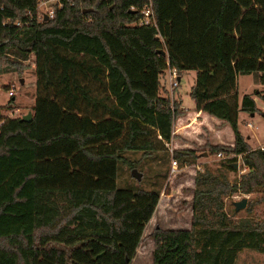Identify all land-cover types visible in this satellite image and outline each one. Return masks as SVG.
I'll return each mask as SVG.
<instances>
[{"label": "trees", "instance_id": "trees-1", "mask_svg": "<svg viewBox=\"0 0 264 264\" xmlns=\"http://www.w3.org/2000/svg\"><path fill=\"white\" fill-rule=\"evenodd\" d=\"M51 7L43 19L29 4L0 0V73L30 66L35 75L30 118L0 114V264H129L160 186L138 179L118 186L116 167L164 159L159 152L184 113L160 81L167 69L177 77L194 70L187 90L194 108L232 133L230 144L208 151L231 155L221 160L231 170L239 154L246 169L231 180L196 175L189 227H153L151 264H233L242 248L262 251L264 214L232 218L222 197L264 193V144L251 147L237 127L238 111L258 108L235 89L238 74L257 72L264 81V0H57ZM257 94L264 101V88ZM172 155L190 162L198 154L177 148Z\"/></svg>", "mask_w": 264, "mask_h": 264}, {"label": "rangeland", "instance_id": "rangeland-1", "mask_svg": "<svg viewBox=\"0 0 264 264\" xmlns=\"http://www.w3.org/2000/svg\"><path fill=\"white\" fill-rule=\"evenodd\" d=\"M24 4H29L40 15H45L47 10L57 0H19ZM167 78V71H166ZM194 70H183L180 74L178 84L175 85V91L169 89L168 79L160 77V81L168 87L169 96L181 97L183 105H192L191 99L187 96V90L194 80ZM21 78V81L19 79ZM34 79L33 68L30 66L17 73L15 71L0 73V114L2 116L15 115L14 108L23 114L31 107L34 100ZM12 88V94L7 90ZM264 88V81L259 73L250 72L238 74L236 76L237 97L243 93H248L255 97L258 109L252 115L248 112L239 111L237 115V127L245 136L249 135L246 141L251 145L259 144L264 141V115L262 106L263 99L257 94V91ZM206 118V117H205ZM205 118L195 120L192 123L186 122L181 118H176L172 125L173 136L164 143V149L159 152L163 160L159 158L144 159L133 168L140 172L138 179L140 185L144 188L159 185V196L154 207L152 215L146 222L141 233V239L138 242L135 252L131 257L129 264H151L152 237L150 232L153 227L175 228L189 227L192 207L191 195L195 187L194 177L200 173H210L212 175H225L229 180L245 171L246 167L241 163L240 155L235 156L234 170L221 165V160L231 156L221 152L219 155L208 151V144L221 143L230 144L232 133L230 128H219L223 122L214 123L217 128L213 130V125ZM247 122L250 124L247 125ZM177 130V131H176ZM176 131V132H175ZM213 136V137H212ZM191 148L197 152V157L190 162L179 161L173 157V149ZM203 152H206L203 154ZM129 158H138L140 151H128ZM175 161V168H171ZM127 165L121 162L116 167V184L121 187L134 185L136 178L130 174ZM211 183L212 181H207ZM262 191L241 192L234 191L222 197L223 210L232 218L241 216L259 217L264 214V203L260 200ZM242 196L246 197V204L243 208L235 211L232 202ZM249 206L250 211L245 207ZM233 264H264V249L258 251L252 248L240 249L234 258Z\"/></svg>", "mask_w": 264, "mask_h": 264}, {"label": "crops", "instance_id": "crops-1", "mask_svg": "<svg viewBox=\"0 0 264 264\" xmlns=\"http://www.w3.org/2000/svg\"><path fill=\"white\" fill-rule=\"evenodd\" d=\"M179 78L180 77H178L177 78V80H179ZM253 97V99H254V101L256 102V100H255V97L254 96H252ZM179 99H180V106H181V108L184 110V113L181 115V116H179V117H177V118H181L182 117V119H184V120H187L186 122H190V123H192L193 121H199V119H200V117L201 118H205L206 120H208L209 121V124H211V125H213V130H215L217 127L216 126H214V123H217V122H223L222 120H220V119H217V118H215V117H213V116H211V115H208V114H206L204 111H201L200 109H196V108H194V106H193V101L191 100V104L192 105H183L182 104V99H181V97H179ZM256 104V103H255ZM256 106H257V104H256ZM258 108V107H257ZM262 109L264 110V106H262ZM239 114V111L237 112V115ZM253 114V113H252ZM251 113H250V115H252ZM247 123H249V122H247ZM250 124V123H249ZM248 125V124H247ZM219 128L221 127L222 129L224 128V129H228V124H226V123H222L220 126H218ZM177 131V130H176ZM175 131V132H176ZM173 133H174V131H172ZM241 132V131H240ZM241 134H242V132H241ZM243 135V134H242ZM244 136V135H243ZM213 137V136H212ZM246 139H248L249 138V135L248 134H246L245 136H244ZM264 144V141L263 142H260L259 144H256V145H253V146H251L250 144V146L251 147H260V146H262Z\"/></svg>", "mask_w": 264, "mask_h": 264}, {"label": "built area", "instance_id": "built-area-1", "mask_svg": "<svg viewBox=\"0 0 264 264\" xmlns=\"http://www.w3.org/2000/svg\"><path fill=\"white\" fill-rule=\"evenodd\" d=\"M150 12L151 11H150L149 7H145L144 8L143 13H144L145 16H148L150 14ZM52 14H53V9H52V7H50L47 10V13L45 15H46V17H51ZM144 22L147 23L148 22V19L145 18L144 19ZM14 23L15 24H19L18 21H15ZM167 79H168V82H169V85L170 86H173V85H176L177 84V76H176V73H175V71L173 69H171V70L170 69H167ZM7 93L8 94H12V88H9L7 90ZM14 111H15L16 114L13 115V116H21V113L18 112V109L17 108H14ZM247 124L249 125V123H247ZM219 154L220 153L217 152V155H219ZM171 168H175V161H173V164H172Z\"/></svg>", "mask_w": 264, "mask_h": 264}, {"label": "water", "instance_id": "water-1", "mask_svg": "<svg viewBox=\"0 0 264 264\" xmlns=\"http://www.w3.org/2000/svg\"><path fill=\"white\" fill-rule=\"evenodd\" d=\"M43 19H46V15H43ZM157 52H161L163 53L164 50L161 48L156 49ZM178 78V77H177ZM19 81H21V78L19 79ZM262 114L264 115V112H262ZM22 120H28L30 118V111L27 110L25 113L21 114V116L19 117ZM206 152H203V154H205ZM233 166H235V163L233 162L232 164ZM130 174L135 177L136 179L140 178V172L136 171L135 168H131L130 169ZM233 204V208L235 211L239 210L240 208H243L246 204V197L242 196L241 198H239L238 200H234L232 202Z\"/></svg>", "mask_w": 264, "mask_h": 264}]
</instances>
